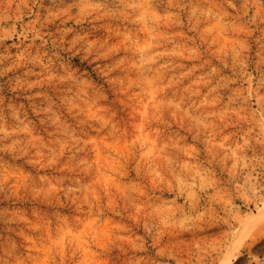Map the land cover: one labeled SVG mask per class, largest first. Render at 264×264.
<instances>
[{
    "label": "rangeland",
    "instance_id": "rangeland-1",
    "mask_svg": "<svg viewBox=\"0 0 264 264\" xmlns=\"http://www.w3.org/2000/svg\"><path fill=\"white\" fill-rule=\"evenodd\" d=\"M264 264V0H0V264Z\"/></svg>",
    "mask_w": 264,
    "mask_h": 264
},
{
    "label": "bare ground",
    "instance_id": "bare-ground-1",
    "mask_svg": "<svg viewBox=\"0 0 264 264\" xmlns=\"http://www.w3.org/2000/svg\"><path fill=\"white\" fill-rule=\"evenodd\" d=\"M231 259L230 258H225L223 261H221V264H230Z\"/></svg>",
    "mask_w": 264,
    "mask_h": 264
}]
</instances>
